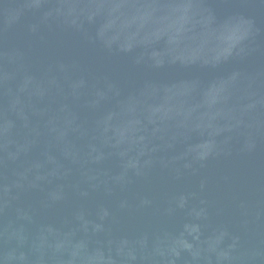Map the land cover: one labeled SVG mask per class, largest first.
<instances>
[{"label":"water","instance_id":"95a60500","mask_svg":"<svg viewBox=\"0 0 264 264\" xmlns=\"http://www.w3.org/2000/svg\"><path fill=\"white\" fill-rule=\"evenodd\" d=\"M0 264H264V0H0Z\"/></svg>","mask_w":264,"mask_h":264}]
</instances>
